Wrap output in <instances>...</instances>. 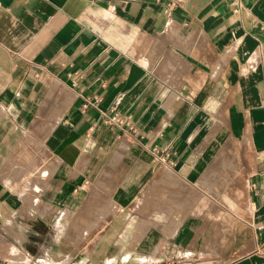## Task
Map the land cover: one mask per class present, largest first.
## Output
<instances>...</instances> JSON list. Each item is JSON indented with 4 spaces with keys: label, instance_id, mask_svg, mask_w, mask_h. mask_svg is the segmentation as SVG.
Here are the masks:
<instances>
[{
    "label": "crops",
    "instance_id": "1",
    "mask_svg": "<svg viewBox=\"0 0 264 264\" xmlns=\"http://www.w3.org/2000/svg\"><path fill=\"white\" fill-rule=\"evenodd\" d=\"M0 2V246L145 204L99 264H264V0Z\"/></svg>",
    "mask_w": 264,
    "mask_h": 264
},
{
    "label": "rangeland",
    "instance_id": "2",
    "mask_svg": "<svg viewBox=\"0 0 264 264\" xmlns=\"http://www.w3.org/2000/svg\"><path fill=\"white\" fill-rule=\"evenodd\" d=\"M163 169H165V167L160 168L155 174H153V178L168 179L167 176L169 174L163 172ZM142 207L149 208L150 205H132L127 214H123L120 218L118 214L120 209L118 206L110 204L108 206L106 205L105 209H103L102 204H96L95 218L94 220H89L88 223L86 220H79L78 223L76 221L72 223L71 220H52L48 221V224H45L44 222H36L32 225L35 228L34 232L36 235L30 237V245L37 254V260L36 258L31 259L29 255L28 257H14L13 250L15 249V251H18V249H20L19 246L23 244V237L21 236L16 237V241L6 245L5 248L3 246L0 247L4 250L6 249V252L8 253L7 257L10 259H25V261L31 264H33V262L36 264H62L71 262V258L72 262H86V259L88 258L89 261L95 260L96 263L99 264L104 258V255H108V252L103 253L100 251L102 250V232L104 229H125L134 227L158 229L166 225L167 220L161 218V216H166L164 213L154 215L153 219H143L140 211V208ZM104 210L106 212L105 217H103ZM63 226L67 228L66 234L63 236L57 235L56 233H58ZM45 227H50L54 230H49L47 235H42V231ZM119 238V236L116 237V243H119ZM58 250H62V254L57 252ZM110 254L111 258H115L119 253L118 251H112ZM28 258L31 259V261L27 260Z\"/></svg>",
    "mask_w": 264,
    "mask_h": 264
},
{
    "label": "built area",
    "instance_id": "3",
    "mask_svg": "<svg viewBox=\"0 0 264 264\" xmlns=\"http://www.w3.org/2000/svg\"><path fill=\"white\" fill-rule=\"evenodd\" d=\"M0 7H1V2H0ZM110 120L115 124H121L123 122V120L120 117H112Z\"/></svg>",
    "mask_w": 264,
    "mask_h": 264
},
{
    "label": "clouds",
    "instance_id": "4",
    "mask_svg": "<svg viewBox=\"0 0 264 264\" xmlns=\"http://www.w3.org/2000/svg\"><path fill=\"white\" fill-rule=\"evenodd\" d=\"M81 264H83V262H81Z\"/></svg>",
    "mask_w": 264,
    "mask_h": 264
}]
</instances>
